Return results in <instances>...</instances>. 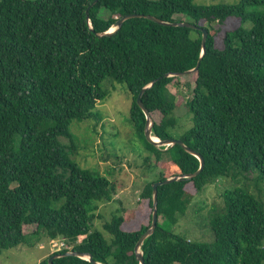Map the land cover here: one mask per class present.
Listing matches in <instances>:
<instances>
[{
  "label": "trees",
  "instance_id": "1",
  "mask_svg": "<svg viewBox=\"0 0 264 264\" xmlns=\"http://www.w3.org/2000/svg\"><path fill=\"white\" fill-rule=\"evenodd\" d=\"M92 1L0 0V253L29 245L42 233L64 246L37 264L68 250L104 264H139L134 246L151 224V184L199 167L198 158L181 145L164 149L144 136L145 116L136 98L157 78L141 95L151 118L160 116L152 121L151 134L179 138L202 156L204 166L194 177L157 186L158 220L140 246L144 264H264V201L246 189L250 171L264 178V0L215 5ZM130 13L169 22L184 21L175 15H185V21L207 30L204 54L200 30L146 17L124 20L110 35L96 34ZM229 17L249 27L226 33L218 50L219 28L213 23L221 25ZM199 58L195 78L187 83L191 124L177 134L176 97L168 84L178 76L165 74L191 69ZM113 82L127 89V119L141 141L142 166L154 176L142 187L138 210L129 215L119 208L105 218L97 210L112 200L115 185L71 158L76 145L70 126L101 118L96 106ZM229 175L243 179V185L221 191V203L198 216L209 240L176 233L173 228L193 197ZM23 225L35 229L25 233ZM53 264L93 263L69 255L54 258Z\"/></svg>",
  "mask_w": 264,
  "mask_h": 264
},
{
  "label": "rangeland",
  "instance_id": "2",
  "mask_svg": "<svg viewBox=\"0 0 264 264\" xmlns=\"http://www.w3.org/2000/svg\"><path fill=\"white\" fill-rule=\"evenodd\" d=\"M239 1L193 0L192 3L194 5H215L235 4ZM175 17L186 20L185 15L180 13ZM240 25L249 27V23L242 24L239 19L234 17L227 18L221 25L214 22V29L219 28L215 36V47L218 50L222 49L226 33H230ZM177 76L168 84V88L176 97L177 105L174 113L177 116L178 125L175 133L178 134L191 124L185 100L187 98V83L190 84L195 75L189 73ZM110 87V93L106 98L97 103L96 108L101 113V118L97 122L95 119H84L73 121L70 126L76 145V150L71 158L80 166L99 170L115 185L112 200L100 203L97 210V213L102 214L105 218H109L110 213L119 208L127 211L129 215L138 210L139 204L144 201L140 195L142 187L154 176L153 172H149L142 166V157L138 152L141 141L127 119L130 108V96L127 89L120 82H113ZM152 117V121H158L160 116L155 113ZM175 133H172L174 137L177 136ZM64 141L68 142V139H63ZM110 168L113 169L111 173L108 172ZM157 170L155 169V171ZM247 177L250 179L246 181L249 184V188L246 186V189L260 196L264 201V178L259 177L257 171H250ZM231 178V175L223 177L215 184L207 185L195 195L173 230L190 240L200 242L209 240L208 231L199 227V222L202 219H198V216L203 218L201 215H205L209 207L221 203V191L243 185V179L237 182ZM159 220H162V217ZM101 223L102 221L99 219L94 222L97 227H100ZM34 229V225H23L25 233H30ZM60 243L61 240H49L46 235L41 233V235L31 238L29 245L22 243L3 250L0 253V264H37L50 253L63 247Z\"/></svg>",
  "mask_w": 264,
  "mask_h": 264
},
{
  "label": "water",
  "instance_id": "3",
  "mask_svg": "<svg viewBox=\"0 0 264 264\" xmlns=\"http://www.w3.org/2000/svg\"><path fill=\"white\" fill-rule=\"evenodd\" d=\"M97 0H93L92 4H94ZM132 17H146L152 21H155L157 23L160 24H165V25H179V26H186L189 28H193V29H198L201 31L202 33V37H201V55L204 54L205 50H206V38H207V30L200 25H196L194 23L188 22V21H174V22H169V21H165L162 20L154 15L151 14H143V13H130V14H126L121 16L120 18H118L115 23L113 24V26L108 29L107 31H103V32H98L96 33L98 36H102V35H110L112 33H114L117 29H119L123 23L124 20L132 18ZM86 18L88 19V12L86 11ZM200 55V56H201ZM201 58V57H200ZM200 58L198 59L196 65L188 70H185L183 72H176V73H166L165 76H170V75H185V74H189V73H193L197 70L198 66H199V62H200ZM157 79V78H156ZM156 79H153L150 84H148L147 86L143 87L141 89V91L139 92V94L137 95L136 98V103L137 105L141 108V110L144 113L145 116V126H144V136L146 138V140L156 146H162L164 145L166 149L167 146L172 145V144H179L181 145V147H183V149L193 155H195L198 160H199V167L197 170H195L194 172L191 173H187V174H182V175H177V176H173V177H169V178H165L159 181H155L151 184L152 186V193H153V209H152V215H151V224L150 226L146 229V231H144L140 237L138 238L135 246H134V252L136 255L137 260L139 261V264H144V259L142 256V252L140 250V246L143 242V240L148 237L149 235H151L155 229L156 226V222L158 220V216H157V210H156V206H157V186L161 185V184H166L169 183L171 181L177 180L181 177H194L196 175H198L200 173V171L202 170L203 166H204V160L202 158V156L197 153L196 151H194L193 149H191L190 147L186 146L179 138H167L164 140L159 139L157 136H153L151 134V127H152V120H151V116L148 112V110L146 109V107L144 106L142 100H141V95L144 91V89H146L147 87H149L151 84H153ZM79 256L81 258H87L89 259L93 264H104V263H100L97 262L95 260H93L90 256V254L84 253V252H80V251H75V250H68L65 251L63 253H53L51 254L48 258H47V263L48 264H53V259L60 257V256Z\"/></svg>",
  "mask_w": 264,
  "mask_h": 264
},
{
  "label": "built area",
  "instance_id": "4",
  "mask_svg": "<svg viewBox=\"0 0 264 264\" xmlns=\"http://www.w3.org/2000/svg\"><path fill=\"white\" fill-rule=\"evenodd\" d=\"M60 244H61V246H64V244H63L62 242H61ZM58 250H59V249H58Z\"/></svg>",
  "mask_w": 264,
  "mask_h": 264
}]
</instances>
